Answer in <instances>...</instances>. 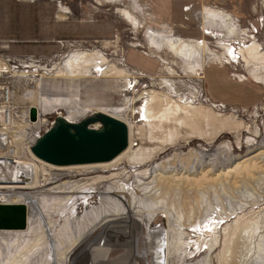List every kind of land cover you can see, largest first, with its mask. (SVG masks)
I'll return each instance as SVG.
<instances>
[{
  "label": "rangeland",
  "instance_id": "374dc122",
  "mask_svg": "<svg viewBox=\"0 0 264 264\" xmlns=\"http://www.w3.org/2000/svg\"><path fill=\"white\" fill-rule=\"evenodd\" d=\"M147 7V0H0V85L7 88L11 110L8 123L0 114V158L19 149L35 163L30 139L45 133L58 113L68 117L64 110L50 115L38 110L36 123H28L29 115L23 116L34 107L28 95L37 93L81 104L85 115L120 108L110 115L128 125L134 145L114 164L57 171L35 163V187L0 186V205L25 207L24 214L0 218V264H79L86 244L109 237L99 222L122 218L116 204L105 200L108 187L127 201L135 197L143 223L135 232L113 224L118 245L104 240L90 253L92 264H264V98L256 106L218 107L203 76L213 55L229 64L232 74L264 76L261 62L247 63L240 55L230 64L226 56L230 47L240 54L250 42L264 51V0H204L203 7L215 11H202L199 34L189 39L166 22L158 6ZM203 13L215 23L225 21L226 31L207 25ZM230 25L244 35L229 33ZM205 28L216 34H204ZM147 31L195 41L194 60L205 57L207 63L185 70L169 50L149 44ZM74 52L107 60L89 75L58 74ZM149 60L155 64L151 70ZM111 65L117 75H99L98 68ZM76 182L83 186L69 192ZM29 199L38 201L42 214L31 216ZM108 206L109 213L91 221L96 208ZM132 237L146 259L134 258ZM158 240H164L168 254L157 248ZM157 252L164 259L159 261Z\"/></svg>",
  "mask_w": 264,
  "mask_h": 264
},
{
  "label": "bare ground",
  "instance_id": "6f19581e",
  "mask_svg": "<svg viewBox=\"0 0 264 264\" xmlns=\"http://www.w3.org/2000/svg\"><path fill=\"white\" fill-rule=\"evenodd\" d=\"M109 1H111V0H109ZM114 1H116V0H114ZM124 14H125L126 18H128L130 21L132 20L130 14L127 11H125ZM203 21L209 26L215 25L217 27V24H218V23H215V21H216L215 18L211 17L210 14H208V13H204ZM218 26L220 27V31L221 32L224 33L226 31V27H225L226 26V22L225 21H222L221 24L219 23ZM214 31L210 32L209 34L211 36H214L216 34V33H214ZM237 31L233 27V25H230V27L228 28V32L229 33H234L235 35L238 36V38L241 37L242 35H244L242 33V31L240 33L238 32V34H237ZM147 38H148L149 44L153 48L155 47L158 50L160 49V51L161 50L163 51V49L169 50L171 55H173V57L176 59V61L179 60L181 62V64H182V66L185 67V70L187 68V71H189V70L193 71V69L195 68V64L198 65V67H202V66H204V64L207 63L206 59H204L205 57L201 58V59L194 60V58H195L194 54L198 52V43H195V41L188 42V41H185V40H183L181 38L175 37V36H173L171 34H167V32L166 33L165 32L154 33V32L147 31ZM244 39L242 38L241 40H244ZM219 40H222V39H219ZM232 48L233 47H230L229 49H227V53H226L227 54L226 55L227 58L229 56H231L232 58H236L235 57V52H233ZM200 54L201 53H199V55ZM88 55L91 56V60L90 61L86 60V56H88ZM240 55L242 56L244 61H246L247 63H250V62H254V63L258 62V63H260L261 62L262 65H263V69H264V51L261 49L259 44L255 43V42H252V43L250 42L247 45L245 44L244 45V49H242L240 51V54H238V56H239L238 58H240ZM77 58L85 59V61L79 62L77 60ZM106 60L107 59L103 58L102 56H99L97 53H90V54L89 53H75L74 55L69 57L63 63V66L59 69L58 74H61L64 77H68V78L76 77L75 73H78V75H89V74H92V72L94 70V67H97L98 65H100L99 62L102 61L103 63H105ZM210 61H216V57H214V55H213V57L210 58ZM238 61H239V59L236 60L235 63H238ZM217 62L219 63L221 61L218 60ZM97 70H98V73L101 72L103 74V76L109 77V76H112V75H117L116 74L117 67H115L113 65H111L108 68H105L103 70H102V68H98ZM120 73L123 74V76L127 77V74L124 71L120 70ZM263 73H264V70H263ZM99 75H100V73H99ZM250 75L253 76V79L256 80L257 82L264 83V76H262V77L259 76L258 72H251ZM130 86L135 88L136 85H135L134 82H130ZM28 99L31 101L33 106L36 107L38 114H39L38 110L40 112H43L46 115L54 114L55 111H57V110H64V111L67 112V116L68 117H66V116L64 117V115L62 113H58L57 116L60 117V118L65 119V120H67L69 122H76V121H78L79 116H81V115L84 116L85 114H87V113H85L86 111L83 112V113L81 112V111H83L82 109H80L81 108L80 107L81 104L75 105L70 99H67V98H48V97H42L41 95H39V93H37V94H29L28 95ZM87 112H89V111H87ZM99 112L100 113L104 112V114H107V115L111 116L110 115L111 112L119 113V112H121V109L120 108L119 109H111L109 111L106 110V111H103V112H101V111L95 112L94 111V112H92V113H90L88 115H92V114L99 113ZM88 115H85V116H88ZM32 125H34V124H32ZM93 128H99V125L95 124V125H93ZM127 128H128V141H129L128 147L120 155H118L115 159H113L109 163L113 162V164H114V163L120 161L122 158L126 157L131 152L132 146H134L133 145V141H132V131L130 133V128L128 127V125H127ZM1 141L2 140L0 138V144H1ZM18 150L16 151L15 149H12L9 152V158H0V159H7L9 161L22 162V163H28V164L30 163V164L33 165V167L35 168L34 171L36 172V164L35 163H41L42 161L37 160L31 154L35 158L34 159L35 163L34 162L33 163L32 162H28L27 160H25L23 158L22 152L20 150L18 152ZM42 163H44V162H42ZM103 164H108V163H103ZM47 166H50L53 170L62 171V170H69V169L99 168V167L104 166V165H102V164H90V165H77V166H69V167H56V166H52V165L48 164ZM35 175H36V173H35ZM35 181L36 180L33 178V182L30 185H16L15 187H11V188L12 189H27V188L29 189V188H33V187L36 186V184L34 185ZM0 186H10V185H0ZM81 186H83V184H80L78 182H76V183H74L72 185L69 184L68 185V190H69V192H71L73 189H78ZM7 188L10 189V187H7ZM156 190H158V189H156ZM116 193H118L116 190H114L111 187H108L106 192H105V195H107L105 197V200L107 202L109 201L111 204L112 203L116 204L115 212H121L122 213L121 214L122 218L117 220L116 222H114V221H106V220H103V221L99 222L101 224V226H103V228H101V229H103L102 232H101L102 235H104L105 237H107V235L109 236L106 239H103V241L105 240L106 244L111 243L113 245H118V241H117L118 236L115 235V232L112 229L113 224H116V223L120 224V225L122 224V226H120L121 228H126V227L130 226L134 231L132 229L131 230L133 232H135V230L138 229V227H139L138 225L143 223V221L140 218H137V214L135 213V209H136V203H135L136 199H135V197L132 196V201H127L124 196L123 197H119V196L116 195ZM109 195H115V196H117V198L119 197L120 200L118 199L117 203H116V201L112 202L111 201L112 197H110ZM163 202H161V203H163ZM158 203H159V201H158ZM158 203H156V204H158ZM27 205L30 206V209H32L31 210V212H32L31 216L36 217L38 214L39 215L42 214L41 211H40V205H39V203H38V201L36 199H29V203H27ZM139 205H140V207L141 206L143 207V206H146V203L145 202H141ZM0 206L5 207L6 205H0ZM93 212H94V214L91 217L92 218L91 219L92 222L97 220V217H99V213H101V214L109 213L110 212V207L108 206L107 208H103V209L96 208ZM4 216L5 215L0 214V218H2V217L4 218ZM68 226H69V223H68ZM78 228L80 229V227H78ZM121 231H124V229H122ZM68 232L70 233V238H73V233H72V230H71L70 226L68 227ZM133 232H131V233H133ZM151 233H153V232H151ZM132 238H133V240H132L131 246L133 248L134 258L146 259L147 253H145L143 255L139 254L137 252V250L135 249L136 247L134 248V245H135V242H136L137 238H134V237H132ZM163 241H161V240L157 241V244H158L157 248L159 250H161L163 253L166 252V254H168V249L166 248V245L162 244ZM71 242L73 244H75L77 242V240L76 239H71ZM98 243L99 242H97V244ZM91 244H93V242L89 243L87 246L85 245V247L82 250V252L81 253L79 252L80 254L77 256L78 257L77 260L79 261V264H92L91 263V258H90V253L92 252V249L90 248ZM62 245H64L63 241H62ZM107 246H109V245H107ZM156 255L161 256V257L157 258L159 261L162 260V258L164 259L162 254H159L157 252ZM65 260L67 261L66 258H65ZM98 264H100V263H98Z\"/></svg>",
  "mask_w": 264,
  "mask_h": 264
},
{
  "label": "water",
  "instance_id": "95a60500",
  "mask_svg": "<svg viewBox=\"0 0 264 264\" xmlns=\"http://www.w3.org/2000/svg\"><path fill=\"white\" fill-rule=\"evenodd\" d=\"M30 122L37 121V109H29ZM98 124L99 128H93ZM126 124L104 113L69 122L56 117L50 128L31 146L39 161L56 167L109 163L128 147ZM32 164L0 159V185H30ZM23 206H0V214H24Z\"/></svg>",
  "mask_w": 264,
  "mask_h": 264
},
{
  "label": "crops",
  "instance_id": "0c3cea01",
  "mask_svg": "<svg viewBox=\"0 0 264 264\" xmlns=\"http://www.w3.org/2000/svg\"><path fill=\"white\" fill-rule=\"evenodd\" d=\"M147 1L148 11H151L155 5L158 6L155 8L156 10L162 11L166 22L169 21L173 25H176L175 29L179 30L181 33L180 35L188 39L191 36H197L199 34L196 27L197 22L199 21V15L201 18L202 11H204V9L215 11L208 7H203L204 0ZM200 9L201 12L199 11ZM206 29L207 28H205V30ZM140 57L144 58L143 56ZM147 62L151 63L150 70L155 68L153 61L149 60ZM231 71L232 70L228 65L224 63H218L217 61L209 62L203 68L204 86L213 100L228 107L256 106L260 101L263 100V84L246 75L232 74Z\"/></svg>",
  "mask_w": 264,
  "mask_h": 264
},
{
  "label": "built area",
  "instance_id": "2783aa9c",
  "mask_svg": "<svg viewBox=\"0 0 264 264\" xmlns=\"http://www.w3.org/2000/svg\"><path fill=\"white\" fill-rule=\"evenodd\" d=\"M207 31L210 32L211 30H207ZM207 31L205 32V29H204V34H206ZM206 35H210V34H206ZM232 50H233V52H235V57L236 58H232L231 56H229L228 57V60H229L228 62H231L230 64H235V61L239 59L238 58L239 56L237 54V51L234 50V48H232ZM9 104H10V101H9V96H8L7 88L3 87V85H0V114L4 117L3 119H4V122L5 123L6 122L8 123V120H9V117H10V113H11V110L9 109ZM217 106L218 107H221V108H224L225 107L224 105H222L220 103H218ZM28 115L29 114L26 113L23 116V118L26 119L28 117ZM37 115H39V114L37 113ZM28 121H29L28 123H32V122H30L29 118H28ZM34 123H36V122H34ZM41 135H40L39 132H37L36 134H34V136L30 139V143L31 144L28 146V148H30ZM92 242H93V244H91V247L90 248L93 251L97 250V246L98 245H101V246L103 245V241H102V243H98L97 244V238L94 239ZM87 245L88 244H86V246ZM84 247H83V249H84Z\"/></svg>",
  "mask_w": 264,
  "mask_h": 264
}]
</instances>
